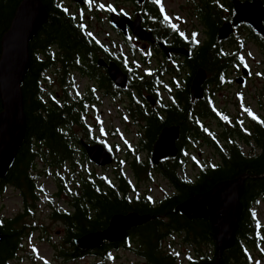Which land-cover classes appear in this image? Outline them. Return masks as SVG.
I'll list each match as a JSON object with an SVG mask.
<instances>
[{
  "label": "trees",
  "instance_id": "trees-1",
  "mask_svg": "<svg viewBox=\"0 0 264 264\" xmlns=\"http://www.w3.org/2000/svg\"><path fill=\"white\" fill-rule=\"evenodd\" d=\"M22 1L0 0V57L2 37L10 29ZM41 1L48 11V20L30 44V71L22 87L27 134L12 170L5 179H0V199L8 188H13L20 192L26 212L25 215L14 219H0V264H9L17 258L26 233L38 229L36 224L28 225L26 218L30 216L28 203H33L32 208H35V202L38 200L35 185L42 174L35 175L33 172L38 169L39 161L53 170H63L65 165L69 164L72 172L79 171L84 164H89L85 151L78 148L82 138L99 143L91 137L92 130L87 125L88 105L93 104L94 100L90 96L75 100L69 94V90L73 89V82L70 80L72 74L76 72L89 75L101 84L104 95L111 91L107 86V77L103 76L97 67L98 58L103 56L107 48L92 38L82 26L76 24L67 9L56 5L57 0ZM224 12L218 8L211 9L208 3L204 9L199 10L200 22L208 41L186 60L183 72L185 83L183 87H176V98L173 104L165 106L164 119L155 112L143 109V104L138 99L130 100V114L142 127L139 138L150 154L162 129L173 125L181 128L178 142L180 153L177 158L165 160L155 167L150 159L141 160L130 151L126 170L131 171L133 184L126 177L122 165H119L114 172V179L111 180L91 173L79 176L76 172L73 177L77 179L76 186L79 189L75 192L68 189L64 177L55 174L54 178L58 181L57 197L61 198L65 194L70 199L69 210L61 213L56 211L52 216L53 220L64 225L65 242L72 245L70 253H66L67 250L63 248V258L75 261L95 256L107 261L112 252L127 249L143 259L146 264H177L178 254L174 249H167L165 244L170 237L179 235L183 237V243L190 246L192 253L198 257L197 261L191 264L210 263L218 255L210 219L189 220L176 209L191 198L210 192L219 183L248 176L241 199L243 211L236 243L232 249L225 252L221 264H251L247 247H253L262 239L259 231L261 226L251 210L264 198V137L261 150L254 147L246 152L241 141H257L255 135H248L251 136L249 139L235 129L225 130L221 135H209L206 131L200 133L197 131L200 126L197 120L198 115H204L201 111L204 107H200L197 113L189 93L191 81L198 70L208 71L213 83L219 88L226 84V81L218 69L227 66L231 69L239 68L244 65L239 56L240 49L232 52L225 60L213 52L212 40L219 26L225 21ZM54 69L57 72L53 75L63 92L60 97L51 93L44 95L43 91V86L52 83L47 74L52 73ZM186 78H189L188 81ZM144 83L145 78L138 86L140 96L144 90L147 91ZM210 102L211 95L208 94L200 103L208 108ZM211 113L209 110L205 116ZM76 127L81 133L75 132ZM193 131L196 133H191ZM199 139L214 151L219 162H194L197 176L195 179H186L183 176L187 168L185 149ZM103 145L107 147L106 144ZM116 162L115 157L114 164ZM44 174L48 175V172ZM156 174L168 182L173 193L154 203L148 194L140 193L138 184L151 181ZM132 212L150 215L153 219L129 233L128 238L133 237L131 242H127V238L123 243L105 244L103 248L87 253L75 248L76 239L105 230L115 215ZM205 244L214 249L212 255L203 254Z\"/></svg>",
  "mask_w": 264,
  "mask_h": 264
},
{
  "label": "rangeland",
  "instance_id": "rangeland-1",
  "mask_svg": "<svg viewBox=\"0 0 264 264\" xmlns=\"http://www.w3.org/2000/svg\"><path fill=\"white\" fill-rule=\"evenodd\" d=\"M171 10V7L169 6ZM189 21V20H188ZM191 22V21H189ZM184 25L181 29L185 35L193 34V30L197 29L198 32H204L202 26L195 22L193 25H188L184 19ZM95 33V32H94ZM244 32H239L233 39L232 51L238 50L240 43L243 41ZM96 39L100 41L107 50H112L113 47H118L120 50L125 51L127 48L120 42L115 40L113 36H110V40L107 42L105 35H96ZM199 41H203L205 36L203 34L197 35ZM243 38V39H242ZM241 59L249 69L253 70V78L245 88L234 85L213 87L210 90L215 93L214 101L211 106L227 109L229 115L234 120L240 118L239 123H243L245 116L249 114L257 113V100L259 97H264V57L254 47L248 45L244 53H240ZM236 68V67H235ZM238 70H232L230 77L235 78ZM48 73L47 76L51 78V82L47 86H43L44 95L48 93L57 95H63L62 88L58 85L54 73ZM185 74H183L184 78ZM189 78H186L188 81ZM70 80L73 82V89L69 90L75 100H82L87 96H90L94 101L93 104L88 105L87 110V125L91 128V137L98 141V144H106L109 150L115 155L117 162L108 168H97L92 164H84L79 171H73L69 164H66L63 170H53L46 166V164L39 161L38 169L33 173L42 174L41 178L36 181V189L38 200L35 202V208H32L33 203H28V211L30 216L26 218L28 225L36 224L38 229L36 231L29 230L22 240V249L18 253L17 260L11 264H146V262L139 258L135 253L121 249L116 252H112L107 261L104 259L96 258L95 256H87L85 258L70 261L63 258L61 253L63 248L67 250L66 253H70L69 249L72 245L67 244L65 227L61 222L53 220V214L58 212H65L69 210V197L65 194L61 198L57 197L58 194V181L54 178L55 174L60 177H64L67 187L71 191L79 189L76 186L77 179L73 175H88L89 173L94 176L106 177L108 179H114V172L122 165L125 170V175L130 183H134V177L131 171L127 168L128 165V152H133L141 160H148L151 158V154L146 151L144 144L139 138V134L142 132V127L136 120L132 118L127 112V109H131V105L124 100L123 103L115 102L108 97H105L101 89H98L90 80H87L79 73H73ZM165 81H169L166 79ZM183 82V79H182ZM217 88V89H216ZM174 89V88H172ZM160 96L167 102L168 95L163 90L160 91ZM133 98L138 99V94L133 93ZM213 97V96H211ZM143 99V98H142ZM141 102V101H140ZM144 103V102H143ZM150 110V109H149ZM207 121V120H206ZM207 125L212 126L211 121L207 122ZM76 133H81V130L76 127ZM143 134V133H142ZM82 140L89 144L85 137ZM243 146V145H242ZM244 147V146H243ZM244 151L247 152V148L244 147ZM187 164L193 163V166L186 168L183 176L186 179H195L197 171L194 169V162L199 164H216L218 158L214 151L206 146L202 139H199L192 145H188L185 149ZM78 157V156H76ZM80 160V159H79ZM48 172V175L44 174ZM32 173V174H33ZM33 175V176H35ZM78 176V175H77ZM138 189L141 194H148V197L153 200L154 203L160 202L165 196H169L173 193L172 188L159 175H154L151 181H144L138 184ZM26 205L19 191L8 188L2 198L0 199V219H14L20 215H25ZM253 214L255 215L258 223L261 226L260 235L261 241L256 243L253 247H247L251 264H264V198L258 202V204L252 207ZM137 229V228H136ZM132 241L128 238V241ZM130 241V242H131ZM129 242V243H130ZM244 246H246L244 242ZM165 247L167 249L175 251L178 254L177 264H191V262L197 261V255L193 252L190 246L183 243V237L175 235L172 238L167 239ZM214 253V249L208 247V244L203 246V254Z\"/></svg>",
  "mask_w": 264,
  "mask_h": 264
},
{
  "label": "water",
  "instance_id": "water-1",
  "mask_svg": "<svg viewBox=\"0 0 264 264\" xmlns=\"http://www.w3.org/2000/svg\"><path fill=\"white\" fill-rule=\"evenodd\" d=\"M77 3L82 0H73ZM139 3L145 0H138ZM235 16L230 23L224 24L218 31L219 40H228L235 29L246 24L264 38V3L263 0H252L243 3L233 1ZM48 20V11L41 0H23L17 8L10 29L3 35L1 41L2 54L0 57V99L2 112L0 113V179H5L12 170L19 151L27 134V118L24 111V96L22 87L30 71V44ZM112 26L124 31L130 26L133 33L142 41L154 42V38L141 26L140 21H131L126 16H112ZM164 50L165 47H163ZM181 55L190 56L185 49L175 51ZM100 67L106 66L103 60L98 61ZM111 81L119 89L128 87V77L115 63L108 66ZM249 76L247 69L236 80L239 86ZM207 73L198 70L190 85L192 101L203 100L204 85ZM147 100L154 105L151 97ZM181 128L173 125L161 130L151 152V163L157 167L167 159L179 156L178 142ZM88 161L93 166L103 169L114 164L113 153L102 144L90 145L82 141ZM248 176H241L232 181L216 185L210 192L191 198L178 206V213L189 220L210 219L213 236L217 244L218 255L210 263L221 264V258L226 251L232 249L236 243L243 207L241 199L244 194L245 181ZM150 215L132 212L126 215H115L108 227L99 232L87 234L74 241V246L82 253L97 251L105 244H119L124 242L129 233L151 222ZM264 236V231H263ZM1 237V235H0Z\"/></svg>",
  "mask_w": 264,
  "mask_h": 264
},
{
  "label": "flooded vegetation",
  "instance_id": "flooded-vegetation-1",
  "mask_svg": "<svg viewBox=\"0 0 264 264\" xmlns=\"http://www.w3.org/2000/svg\"><path fill=\"white\" fill-rule=\"evenodd\" d=\"M233 1L234 0H145V2L139 3L138 0H82V2L77 3L73 0H57L56 5H61L63 9H67L69 16L74 18L75 23L82 26L92 38L96 39V35L104 34L108 42L110 40L109 37L113 36L115 40H120L127 48L125 52L118 47H113L111 51H105L103 56L99 57L97 60V67L100 68L101 74L107 77V86L110 87L111 90L105 97L121 103L126 100L131 105L130 100L133 98L132 94L137 93L138 101H141L143 104V109L155 112L164 119V108L169 103L173 104V100L177 95L176 87H183L185 83L183 72L186 60L191 58V56L208 41V37L205 35V29L203 25H201L199 17V10L204 9L206 3H208L211 9L218 8L221 11H225V21L219 26L216 36L213 37L212 40L214 53L219 54V56L225 60L234 52L232 51V47L234 46L232 41L235 36L238 35L239 32H244V39L242 38L243 41L238 47V49H240L239 55L240 53H244L248 45H251L264 57V38L246 24L235 29L234 34L228 40H219V29L224 24L232 22L235 16ZM239 1L246 3L252 0ZM114 15L120 17L126 16L133 22L137 20L140 21L142 28L147 33H150L155 41H142L133 33L130 26H127L124 31L115 29L112 26V16ZM184 19L187 21L188 25H193L195 22L199 23L204 32L201 33L195 29L190 36L185 35L181 30L185 24ZM173 25L175 27H173ZM200 34L205 36L202 42L198 40L197 35ZM252 34L257 37H254ZM163 47H165L166 50H164ZM181 49L189 51L190 56L187 57L175 52ZM99 60H103L106 66L100 67L98 65ZM111 63L118 65L122 72L128 77V87L125 90L117 88L109 78L108 66H110ZM234 69L238 71L235 78L232 79L230 77V72ZM245 69L249 71V76L245 77L244 84L240 86L241 89L247 87L252 80V69H249L245 64L239 68L231 69V67L227 66L218 69L217 71L222 74L226 81V84L222 86H230L233 88L234 85H237L236 80L242 76L243 70ZM206 73L207 81L204 85L205 96L210 93L211 88L214 86L217 87L216 84L213 83L212 77L209 76L208 71H206ZM82 76L90 80L98 89L103 90L98 81L92 79L89 75ZM144 78L147 91L144 90L142 96H140L138 86ZM261 78L263 79L264 76ZM166 79L169 81H165ZM169 88H174L171 90L172 94L169 92ZM163 90L168 95L167 102L160 96V91ZM214 95L215 93L212 92L211 96L213 97H211V102L207 105L208 108L201 106L204 99L192 101L195 104L194 107L197 113L200 111V107H204L203 110H201L204 115H198L199 120L197 121L201 127L199 126L197 131H200V133L206 131L209 135H221L225 130L235 129L249 139L251 136H256L257 141L250 140V143L246 140L241 141V144L247 148V150H252L254 147L261 150L264 137V97L261 99L258 95V98H256L257 113L251 114L249 112V114L244 117L243 123L240 124V118L234 120L232 116L229 115L227 109H217L211 106L214 101ZM147 97L153 99L154 105L147 100ZM208 109L212 113L209 116H205V113L209 111ZM127 112L130 113V109H127ZM129 115L131 116V114ZM209 121L213 123L212 126L207 125ZM222 124H224V126H222ZM191 133L196 132L193 131ZM82 141L83 140H81V146L78 148L85 151L82 147ZM88 143L90 145L98 144L90 141H88ZM188 165L193 166V163L187 164L186 166L188 167ZM15 260H17V258L10 261L9 264Z\"/></svg>",
  "mask_w": 264,
  "mask_h": 264
},
{
  "label": "snow or ice",
  "instance_id": "snow-or-ice-1",
  "mask_svg": "<svg viewBox=\"0 0 264 264\" xmlns=\"http://www.w3.org/2000/svg\"><path fill=\"white\" fill-rule=\"evenodd\" d=\"M167 18V17H166ZM173 27H175L174 25H173ZM245 66H247V65H245Z\"/></svg>",
  "mask_w": 264,
  "mask_h": 264
}]
</instances>
